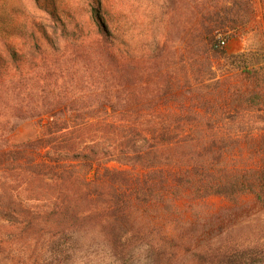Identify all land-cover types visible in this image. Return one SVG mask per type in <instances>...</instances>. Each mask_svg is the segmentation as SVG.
Returning <instances> with one entry per match:
<instances>
[{
  "label": "trees",
  "instance_id": "trees-1",
  "mask_svg": "<svg viewBox=\"0 0 264 264\" xmlns=\"http://www.w3.org/2000/svg\"><path fill=\"white\" fill-rule=\"evenodd\" d=\"M32 1L44 18L0 58V251L96 229L120 254L145 244L147 264L246 259L217 246L228 214L201 211L213 197L230 214L246 197L264 209V68L220 45L245 35L253 1L163 0L144 49H126L99 0H85L87 27ZM24 121L38 134L12 144Z\"/></svg>",
  "mask_w": 264,
  "mask_h": 264
},
{
  "label": "rangeland",
  "instance_id": "rangeland-1",
  "mask_svg": "<svg viewBox=\"0 0 264 264\" xmlns=\"http://www.w3.org/2000/svg\"><path fill=\"white\" fill-rule=\"evenodd\" d=\"M60 17L66 15L76 23L89 25L85 0H51ZM255 20L243 36H234L226 41L224 52L228 55L244 53L255 67L264 68V0H252ZM108 17L113 20L118 36L127 47L147 48L158 37L163 0H99ZM32 0H0V29L8 33L6 42L0 40V58L7 53L6 48H14L18 55L25 50L26 34L20 32L29 18L42 20L43 15L35 8ZM45 21V19H44ZM52 32V30L50 29ZM55 37V36H54ZM7 45V47H6ZM151 46V45H150ZM214 70H217L214 67ZM220 76V71H216ZM206 97L215 92L213 88L195 89ZM257 126H254V128ZM235 130V129H234ZM238 132L243 141L248 131ZM38 134L37 123H19L9 136L12 144L22 143ZM252 134L255 136L256 131ZM250 136V134H249ZM109 168L120 169L118 164L110 163ZM232 207L217 197L208 199L202 208L206 218L228 214L219 226L221 248L233 247L237 251L248 252L246 259L233 264H264V209L255 204L252 198H243L238 212H230ZM189 219H192L189 217ZM145 244L130 245L121 254L113 250L111 244L96 229L87 234L74 237L55 250L45 240L28 238L10 243L0 251V264H147ZM7 247V248H6ZM223 264H228L224 261Z\"/></svg>",
  "mask_w": 264,
  "mask_h": 264
},
{
  "label": "built area",
  "instance_id": "built-area-1",
  "mask_svg": "<svg viewBox=\"0 0 264 264\" xmlns=\"http://www.w3.org/2000/svg\"><path fill=\"white\" fill-rule=\"evenodd\" d=\"M220 45L223 46V47H225L226 44H225L224 41H221V42H220Z\"/></svg>",
  "mask_w": 264,
  "mask_h": 264
}]
</instances>
